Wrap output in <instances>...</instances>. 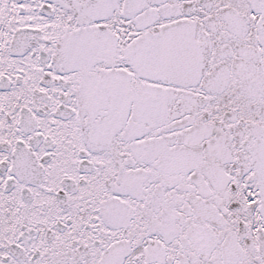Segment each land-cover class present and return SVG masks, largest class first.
I'll use <instances>...</instances> for the list:
<instances>
[{
	"label": "snow or ice",
	"instance_id": "snow-or-ice-1",
	"mask_svg": "<svg viewBox=\"0 0 264 264\" xmlns=\"http://www.w3.org/2000/svg\"><path fill=\"white\" fill-rule=\"evenodd\" d=\"M0 264H264V0H0Z\"/></svg>",
	"mask_w": 264,
	"mask_h": 264
}]
</instances>
